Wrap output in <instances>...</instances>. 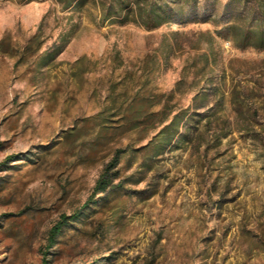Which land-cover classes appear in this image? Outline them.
Masks as SVG:
<instances>
[{
    "label": "rangeland",
    "instance_id": "1",
    "mask_svg": "<svg viewBox=\"0 0 264 264\" xmlns=\"http://www.w3.org/2000/svg\"><path fill=\"white\" fill-rule=\"evenodd\" d=\"M0 264H264V0H0Z\"/></svg>",
    "mask_w": 264,
    "mask_h": 264
},
{
    "label": "trees",
    "instance_id": "2",
    "mask_svg": "<svg viewBox=\"0 0 264 264\" xmlns=\"http://www.w3.org/2000/svg\"><path fill=\"white\" fill-rule=\"evenodd\" d=\"M111 180L108 178L107 174L103 175L102 177H100V179L97 182L96 185V189L99 191H105L107 189V187L110 186ZM75 217V216H73ZM68 221H61L59 224L55 225L52 230H51V237L55 238L56 236H58L63 227L66 225Z\"/></svg>",
    "mask_w": 264,
    "mask_h": 264
}]
</instances>
